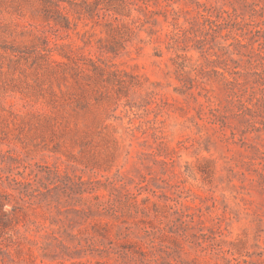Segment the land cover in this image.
<instances>
[{"label": "rangeland", "instance_id": "1", "mask_svg": "<svg viewBox=\"0 0 264 264\" xmlns=\"http://www.w3.org/2000/svg\"><path fill=\"white\" fill-rule=\"evenodd\" d=\"M237 1L0 0V264H264V101L201 16Z\"/></svg>", "mask_w": 264, "mask_h": 264}, {"label": "trees", "instance_id": "2", "mask_svg": "<svg viewBox=\"0 0 264 264\" xmlns=\"http://www.w3.org/2000/svg\"><path fill=\"white\" fill-rule=\"evenodd\" d=\"M42 1L44 4H47V2L50 3V0ZM237 2L238 5L233 2L229 3L230 6H232L230 10L219 6L214 16H212L209 9L204 10L205 13H201V16L204 19V24L206 22L208 30H212L213 33L217 34L224 31L227 39H230L228 46H232V53H235L240 59H244V71H241L237 69L240 64L238 60L231 57L234 63L231 73L237 74V77L228 79V82L232 84V87L236 88L244 86L245 83L247 84L249 81L258 83L261 92L260 99L264 101V18L260 21H253L252 19L245 18L244 9L250 8L251 10H256L258 4L250 0H238ZM56 11H58V8L52 10L50 7L46 6L43 9V15L47 20H53L55 24H65V15L61 14L63 16V21L61 22L56 19V15L54 14ZM256 36L258 37L257 39L255 38ZM256 41H258L257 46L254 45ZM249 69L252 71H248ZM247 73L253 76V78H248L244 81L238 79V77L244 76ZM249 114L251 117H244L246 118L245 121L248 126H252L253 129H250L251 131L258 132L261 127L255 125L256 121L253 120V115L251 113ZM220 122L224 123L223 120ZM7 178L9 179L8 182H19L15 178H9V176H7ZM0 184H2V181H0ZM9 202V194L0 189V239L4 238L7 230L14 224L12 215L15 216V206L8 209L7 204ZM232 260H235V263L231 264H252L246 259L240 261L233 257Z\"/></svg>", "mask_w": 264, "mask_h": 264}]
</instances>
